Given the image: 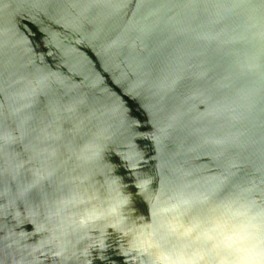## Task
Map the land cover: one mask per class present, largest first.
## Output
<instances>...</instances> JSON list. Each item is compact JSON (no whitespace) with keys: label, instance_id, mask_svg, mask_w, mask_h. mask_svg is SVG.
<instances>
[{"label":"water","instance_id":"1","mask_svg":"<svg viewBox=\"0 0 264 264\" xmlns=\"http://www.w3.org/2000/svg\"><path fill=\"white\" fill-rule=\"evenodd\" d=\"M242 207L264 0H0V264H220Z\"/></svg>","mask_w":264,"mask_h":264},{"label":"clouds","instance_id":"2","mask_svg":"<svg viewBox=\"0 0 264 264\" xmlns=\"http://www.w3.org/2000/svg\"><path fill=\"white\" fill-rule=\"evenodd\" d=\"M234 215L245 219L239 234L224 236L215 247L222 248L225 258L220 264H264V213L249 216L247 208H239ZM212 239V237H209ZM161 264H189L162 256Z\"/></svg>","mask_w":264,"mask_h":264},{"label":"snow or ice","instance_id":"3","mask_svg":"<svg viewBox=\"0 0 264 264\" xmlns=\"http://www.w3.org/2000/svg\"><path fill=\"white\" fill-rule=\"evenodd\" d=\"M137 123H139V121H137ZM125 171L128 172L129 174L131 173V169H125ZM130 189H131V192L134 193V194H136L138 192V189H137V187H136V185L134 183L131 185Z\"/></svg>","mask_w":264,"mask_h":264}]
</instances>
